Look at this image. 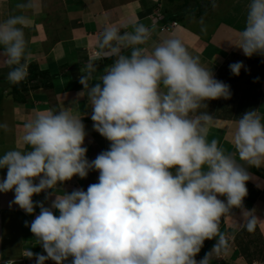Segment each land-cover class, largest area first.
<instances>
[{
	"label": "clouds",
	"instance_id": "1",
	"mask_svg": "<svg viewBox=\"0 0 264 264\" xmlns=\"http://www.w3.org/2000/svg\"><path fill=\"white\" fill-rule=\"evenodd\" d=\"M15 8L18 14L0 21V67L9 69L11 84L28 76L31 52L24 30L34 18L27 10L38 12L40 3L20 0ZM155 31L139 18L117 24L104 17L98 51L82 69L77 97H86L93 129L109 141L108 150L89 161L83 115L64 107L37 112L23 125L26 150L0 156V169H7L0 193L14 191L10 207L18 205L26 214L40 209L30 231L46 255L25 253L36 264H64L69 257L71 264H212L228 250L222 217L239 209L241 227L255 231V210L243 200L251 178L247 169L264 167L262 117L249 110L235 122V153L217 139L209 141L214 117L201 109L208 100L229 99L230 87L180 38L153 41ZM229 42L246 57L264 56V0H249L245 27ZM105 58L113 62L98 72L96 62ZM242 68L243 62L229 65L236 76ZM91 170L98 171V182L86 191L58 192L50 207L33 201L34 194L55 190L73 176L85 178ZM212 239L210 252L197 261L204 241Z\"/></svg>",
	"mask_w": 264,
	"mask_h": 264
},
{
	"label": "crops",
	"instance_id": "2",
	"mask_svg": "<svg viewBox=\"0 0 264 264\" xmlns=\"http://www.w3.org/2000/svg\"><path fill=\"white\" fill-rule=\"evenodd\" d=\"M18 2L20 0H0V21L18 14L15 8ZM39 3L38 12L27 10L34 18V23L24 30L31 52L27 78L11 84L7 80L9 69L0 67V124L8 126L7 130L0 128V156L13 149L26 150L22 143L23 125L37 112L58 111L64 107L77 108L78 114L83 115L86 136L82 146L87 148L89 161L108 150L109 141L93 129L86 97H77L83 89L79 78L89 61L88 53L98 51L96 40L104 28V17L117 24L135 18L145 25L152 21L158 26L176 22V26H169V32H155L152 40L180 38L190 54L198 56L201 65L213 72L215 79L229 85V99L208 100L207 109H201L214 117L208 140L217 139L227 153H235L231 133L235 122L245 112L258 110L264 123V56L246 57L229 42L245 27L249 0H39ZM124 54H128V50ZM112 62L111 58L98 60V72ZM235 62H243L247 71L242 68L238 76L233 75L229 65ZM77 100L78 105L73 103ZM237 163L247 167L238 157ZM247 171L251 178L246 182L248 192L243 205L255 210L256 229L248 232L241 227L243 219L239 209L222 217L220 231L228 236V250L219 259L214 257L212 264H264V167H249ZM6 173V168L0 169V180ZM98 175V171L91 170L85 178L73 176L71 180L58 183L55 190L34 194L32 199L50 207L58 192L86 191L89 185L98 182ZM13 200L14 191L0 193V261L19 258L28 250L46 255L30 231V223L40 209L37 207L33 214H26L18 205L10 207ZM53 212L58 215L56 210ZM25 222L29 226H25ZM215 243V239L205 240L195 259H202ZM1 252L8 257L3 258Z\"/></svg>",
	"mask_w": 264,
	"mask_h": 264
},
{
	"label": "built area",
	"instance_id": "3",
	"mask_svg": "<svg viewBox=\"0 0 264 264\" xmlns=\"http://www.w3.org/2000/svg\"><path fill=\"white\" fill-rule=\"evenodd\" d=\"M152 25H155V27H156L155 32H158V33L163 32V31L169 32V29H170L169 26H176V22H171L169 26H158L156 24V22L152 21L147 26H152ZM155 32L153 34H155ZM96 52L97 51L92 50L88 53L89 60L95 56ZM25 253H26V251H24L22 253L21 257L16 258V259L0 261V264H8V262H11V264H36L35 258L29 259V258L25 257ZM217 259H219V256L217 257ZM45 264H55V262L49 259V260L45 261ZM64 264H71V259H68L67 261H65ZM251 264H254V262H252Z\"/></svg>",
	"mask_w": 264,
	"mask_h": 264
},
{
	"label": "rangeland",
	"instance_id": "4",
	"mask_svg": "<svg viewBox=\"0 0 264 264\" xmlns=\"http://www.w3.org/2000/svg\"><path fill=\"white\" fill-rule=\"evenodd\" d=\"M7 243L4 244V246L6 247ZM1 254H4L2 257L5 258V257H8L7 254L1 252Z\"/></svg>",
	"mask_w": 264,
	"mask_h": 264
}]
</instances>
